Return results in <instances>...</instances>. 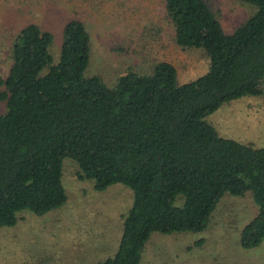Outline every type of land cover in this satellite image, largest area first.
I'll return each instance as SVG.
<instances>
[{
  "label": "trees",
  "instance_id": "trees-1",
  "mask_svg": "<svg viewBox=\"0 0 264 264\" xmlns=\"http://www.w3.org/2000/svg\"><path fill=\"white\" fill-rule=\"evenodd\" d=\"M244 1L255 11L225 30L208 0H164L175 42L209 57L203 73L183 82L161 59L109 85L85 73L90 36L81 19L64 22L56 62L54 33L24 24L0 74V226L15 223L22 208L42 214L66 201L62 159L69 156L96 189L114 182L132 189L116 251L93 264H138L154 230H202L225 192H251L258 209L239 244H259L264 146L221 136L204 118L229 99L264 94V0Z\"/></svg>",
  "mask_w": 264,
  "mask_h": 264
},
{
  "label": "rangeland",
  "instance_id": "rangeland-1",
  "mask_svg": "<svg viewBox=\"0 0 264 264\" xmlns=\"http://www.w3.org/2000/svg\"><path fill=\"white\" fill-rule=\"evenodd\" d=\"M208 1L225 30L241 24L256 9L244 0ZM71 17L81 19L90 36L85 73H97L109 85L128 68L148 72L161 59L176 66L181 82L208 66L202 48L175 42L164 0H0V74L11 61L13 39L28 22L54 33L49 50L56 62L62 27ZM204 118L221 136L264 146V94L229 99ZM77 172V162L64 157L66 201L42 214L22 208L15 223L0 226V264H93L116 251L132 189L121 182L96 189L92 178H79ZM182 202L178 194L175 203ZM257 209L250 191L225 192L202 230L152 231L138 264H264V237L249 248L239 244L243 225Z\"/></svg>",
  "mask_w": 264,
  "mask_h": 264
}]
</instances>
